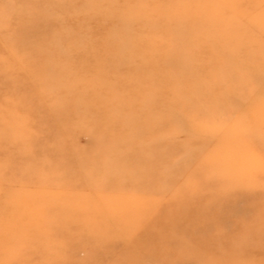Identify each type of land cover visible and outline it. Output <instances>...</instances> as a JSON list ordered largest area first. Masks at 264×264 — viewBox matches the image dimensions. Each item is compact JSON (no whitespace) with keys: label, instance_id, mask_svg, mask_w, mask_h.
Segmentation results:
<instances>
[{"label":"rangeland","instance_id":"rangeland-1","mask_svg":"<svg viewBox=\"0 0 264 264\" xmlns=\"http://www.w3.org/2000/svg\"><path fill=\"white\" fill-rule=\"evenodd\" d=\"M111 1L117 12L139 3ZM168 1L173 7L177 0ZM184 1L191 5L189 12L201 8L222 22L224 42L219 56L191 61L207 71L195 69L189 78L216 89L200 116L206 122L200 124L193 112L183 113L180 123H169L171 133L152 136L168 142L169 154L179 153L176 158L188 169L178 174L180 184H170L176 187L171 192L165 186L162 209L154 215L159 210L152 211L154 195L141 194L155 175L144 159L159 151L96 148L104 137L93 136L91 126L99 130L105 123V97L91 100L90 89L80 81L100 78L89 77L100 59L83 56L88 74L73 68L57 75L74 79L71 85L36 91V83L24 80L30 83L26 98L18 91L21 76L12 73L20 59L11 56V46L21 56L29 47L43 45L42 36L6 42L15 36V15L33 5L43 15L38 21L50 34L51 52L64 49L60 53L68 58L67 48L94 43L87 32L110 30L106 45L117 48L114 41L121 39L113 33L119 22L113 27L108 21L85 22L81 17L91 0H0V264H264V0ZM59 2L66 5L56 10ZM100 10H107V4ZM48 20L58 25L49 28ZM77 26L84 35L56 38ZM23 31L32 34L33 25ZM116 51L122 55L127 49ZM59 61L55 68L66 69L68 61ZM167 70L168 76L177 74L176 68ZM208 76H213L210 83L204 79ZM110 94L123 103L127 97L140 102L125 91ZM143 102L137 109L147 108L149 102Z\"/></svg>","mask_w":264,"mask_h":264},{"label":"bare ground","instance_id":"bare-ground-1","mask_svg":"<svg viewBox=\"0 0 264 264\" xmlns=\"http://www.w3.org/2000/svg\"><path fill=\"white\" fill-rule=\"evenodd\" d=\"M43 1L48 3L50 0ZM91 1H93V4L87 10L84 11L82 9L84 15L81 18H84L85 22L90 23L98 21L102 24L108 21L112 27L117 24L116 22H119V31H114L113 35L116 33L115 38H120L121 40L114 42H116L117 48L127 49L126 54H117L115 46L106 45L109 39H106L105 35H111L112 32L110 30L107 31L108 33H102V30L100 32H87L88 36L86 38L94 43L92 45L89 44L87 48L86 46L67 48L66 51L70 53V58L61 54L64 49H58V52L55 53L51 52V48L47 44L50 34L45 29L42 31L38 21L39 17L42 18L43 15H40L37 9H32L35 6L33 5L31 8L25 9L26 13L20 11L15 15L17 19L15 22L16 27L14 28L15 36L9 38L10 41L11 39L13 41L6 42L13 45L12 42L19 43L21 39H32V37L37 39L41 35L40 41L43 45L29 47L21 56L14 52V45L11 46L13 51L11 56L20 59L17 65L13 67L12 73L21 76H17L23 82L22 89H18V91H22L24 93L23 96L25 95L28 98L30 92L25 91V88H28L27 84L29 81L26 84L24 80L28 79L36 83V86L32 84L36 91L71 85L74 79L67 80L61 77L59 80L57 75L68 73L67 70H72L73 68L85 71L88 74L90 72L87 69L88 63L83 56L100 59V62H96L94 71L89 73V77L96 74L100 78H89V80L85 79L84 82L80 81V85L84 83L90 89L88 96L91 100L94 99L95 101V98L98 100L101 94L105 97V123L99 130L95 128L94 124L91 126L93 136H97L100 133L104 137L102 144H97L96 148L98 151H159V155L153 154L151 159H144L147 161L149 169L155 171V175H153L154 177L149 176L151 186L144 194H141L154 195V202L157 204L152 208V211L158 208L159 210L153 212L156 215V212L162 209L160 204L161 197L165 198L164 196L167 194L165 186L171 192L172 188H176L175 186L180 184L179 180L181 177H177L178 174L188 169L181 166L179 158H176L180 155L179 153L169 154L167 151L168 142H161L163 138H159L160 141H155L152 136L164 131L168 134L171 133L172 129H170L169 123L171 121L180 123L179 117L183 113L193 112L195 117L199 118L200 124L206 122L201 120L202 117L200 116L207 111L205 106L209 105L208 99H212L216 89L208 87L201 79L189 78L190 72L195 69V71H207L204 66L200 67L199 65L191 64V61L192 59L213 58L215 54V56L220 55L221 43L224 42L222 22L216 20L211 14L201 8L198 11L192 10L189 12L187 9L191 5L184 0H177V5L175 4L173 7L170 6L171 4L165 3H169L168 0H139L138 4L126 7L118 12L115 8L111 9L113 5L111 0ZM104 3L107 4V10L101 11L100 7ZM30 4L32 5L31 2ZM63 5H66V2H59L55 9L59 10ZM153 17H157V21H153ZM196 23L202 25H196ZM55 24L58 25V21L51 22L48 20L47 22L49 28L55 27ZM29 25H33L32 34L31 32L26 33L23 31L25 26ZM149 26H153L156 30L151 32V29L147 28ZM141 32L145 35L140 36ZM81 34L84 35L82 29L77 26L75 30L56 35V38L59 40L64 35L78 38ZM214 37L222 41L217 43V39ZM200 38H204L205 41L203 42L207 45ZM169 42L172 43V46L166 47ZM158 43L160 44L159 46ZM149 50L152 51L150 52ZM62 58L68 61L66 62L67 67H64L66 69L55 68ZM31 59L34 60L31 61ZM169 67L176 68L177 74L168 76L167 69ZM214 67L215 64H211V68ZM150 74L156 76L160 82H154V78ZM195 74L201 77L198 72ZM52 76L53 78H51ZM146 77H150L149 80H145ZM211 77L213 78V76H208L204 77V79L210 83L212 81ZM80 78L83 80L82 76ZM77 81L79 83V80ZM16 82L19 83V81ZM188 83L192 87L184 86ZM244 83L246 84L245 81ZM136 87L140 88L138 90L131 89ZM192 88L195 90H192ZM94 90H97V92H94ZM118 90L132 93L130 97L132 99L138 98L140 102H130V98L127 97L126 103H123L119 96L110 94V92ZM187 93L193 96H185L184 94ZM71 97L72 99L75 98V96ZM21 101L19 103L18 100L14 99V103L17 102L16 105L19 106L22 105ZM143 101L149 102L147 108L143 110L137 109L143 106ZM101 105L103 104L98 106L100 107ZM69 115L71 114L69 113ZM88 147L91 148V145ZM166 153L169 155L165 156ZM144 160L142 161L146 162ZM173 170L175 173L172 175ZM141 181L143 179L138 177V182ZM172 183H176V185L171 186L170 184ZM155 195H158L159 199ZM172 196L174 195L172 194ZM136 210L140 211L141 208L137 207Z\"/></svg>","mask_w":264,"mask_h":264}]
</instances>
